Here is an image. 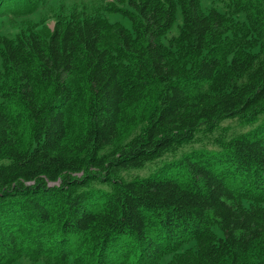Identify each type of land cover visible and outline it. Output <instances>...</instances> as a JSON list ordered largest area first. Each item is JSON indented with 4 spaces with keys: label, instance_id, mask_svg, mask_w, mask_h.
<instances>
[{
    "label": "trees",
    "instance_id": "16d2710c",
    "mask_svg": "<svg viewBox=\"0 0 264 264\" xmlns=\"http://www.w3.org/2000/svg\"><path fill=\"white\" fill-rule=\"evenodd\" d=\"M127 4L131 29L74 13L49 39L0 37V264H264V4L244 3L257 37L201 0ZM229 119L261 123L176 174L119 178Z\"/></svg>",
    "mask_w": 264,
    "mask_h": 264
},
{
    "label": "rangeland",
    "instance_id": "374dc122",
    "mask_svg": "<svg viewBox=\"0 0 264 264\" xmlns=\"http://www.w3.org/2000/svg\"><path fill=\"white\" fill-rule=\"evenodd\" d=\"M177 3L179 0H175ZM247 0H201V7L204 12L208 13L211 10H218L222 14L234 20V23L239 29H250V36H253L254 30L253 22L254 14L250 15V10L245 9L244 3ZM261 1L264 4V0ZM24 0H2L0 9L2 17V23L0 26V37H7L9 39H16L22 33H28L34 31L40 34L46 39H49L50 35L54 31L56 23L60 19H66L72 16L74 13H86L87 15H100L107 19L111 23H121L126 28L131 29L132 25L128 18L124 17L118 10L119 8H127L128 0H41L38 9L31 15L20 16L19 8ZM79 14V15H80ZM255 19H258V15ZM254 20V21H253ZM260 28L264 36V13L260 18ZM257 24L255 23V26ZM183 26V17L181 10L178 6L177 17L174 25L169 32L164 36L163 42L168 45L170 40L177 37ZM258 28L257 30H259ZM233 34H230V38ZM260 40H262L260 38ZM259 45L261 44L258 43ZM260 48H256L254 52H259ZM3 72L2 59L0 56V77ZM1 81V80H0ZM261 123V122H259ZM258 123V124H259ZM258 124L249 125L241 122L238 119H229L222 122L219 127L213 132H206L202 129L197 133L194 142L179 148L166 152L159 159L147 163L143 168L130 169L119 172L118 176L124 181H131L136 178H146L150 175L168 174L173 172L176 174V168L174 164L185 154L190 152H217L223 147L225 143L231 139L250 132ZM113 148H106V152H111ZM7 162L0 159V165ZM91 187L104 189L109 191L110 186L106 182H92ZM194 243L188 245L193 247ZM29 248V245L24 247ZM174 255H168L163 258L161 264H169ZM13 264H35L28 258L22 257L17 259ZM36 264H42L41 262Z\"/></svg>",
    "mask_w": 264,
    "mask_h": 264
}]
</instances>
